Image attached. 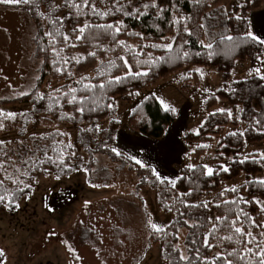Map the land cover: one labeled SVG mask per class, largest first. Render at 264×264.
<instances>
[{"label": "snow or ice", "instance_id": "1", "mask_svg": "<svg viewBox=\"0 0 264 264\" xmlns=\"http://www.w3.org/2000/svg\"><path fill=\"white\" fill-rule=\"evenodd\" d=\"M182 2L183 0H168L169 6L165 7L162 6V0H147V2L145 0H127V2L62 0L60 4H57L55 0H0V5L28 6L30 10L36 11V15L42 21H46L44 36L48 38V47L42 48L41 51L51 49L54 54L51 60L53 70L61 76H66L70 81L63 87L43 93L38 90L37 82L41 77L37 75L29 86V90L18 93L14 90L12 98L30 97L34 103L30 112L18 113L0 108V132H7L8 122L15 123L19 118L23 121L21 131L27 134V125L37 123L35 119H32V114L37 111L36 105L45 101L46 104H40V106L46 108V111L50 113L58 111L61 121H70L76 125V130L82 134L79 137L80 144L85 148L92 152L100 149L107 150L117 157L134 161L141 168H146L150 175L144 177V180H151L154 177L151 183L160 189L161 203L166 211L172 212L175 209L180 216H184L186 213L175 207L179 204L189 210V215L193 210L199 213L195 216L194 222L189 225L197 229L193 233L196 238L191 240L192 248L188 249L194 254L185 255L178 246L166 245L165 251L168 247L172 248V252H166L164 257L169 264H264V221H258L251 211L243 207V205L255 206L258 214L264 216V177L244 179L238 184L222 186L212 199H198L197 202H191L189 199L199 196L203 187L201 181L214 186L215 178L221 174H230L233 165L252 163L264 168V151L247 152L248 141L245 139L246 133L252 130L264 136V118H258L253 113L251 117L253 122L244 127V121L240 120L239 115L244 113V109L239 106L235 109L237 113L235 116L233 109L228 107H220L208 112L209 118L224 116L230 121L238 120L242 125L237 130L228 131L226 137L216 141L215 147L226 148L227 145L222 141L231 137L242 140L241 147L245 151L238 150L237 154L231 157H226L224 151H219L215 156L206 152L212 163L205 161L204 156L199 157L200 163H193L191 162L193 154L197 153L198 149L209 150L214 147L211 143H197L194 147L190 146L191 151L185 152V160L188 162L182 169L183 175L175 177L162 175L157 168L146 165L136 156L126 155L118 147L110 145L109 140L116 139L111 130L91 119L93 114L107 111L112 113L110 123H120L115 115L118 101L109 93L126 83L147 77L159 63L174 64L179 61L187 63L194 57H204L211 61L221 55L232 59L241 48H250L256 53V64L249 68L246 79L264 82V34L254 33L251 26L246 24L243 25L242 33L231 34L234 29L230 28L227 22L235 20L239 29L245 17L238 12H229L228 9L223 8L205 17V20L212 19L215 23L199 24V28L208 39L205 41L196 36V40L193 41L191 38L196 33L189 27L193 17L183 13L179 6ZM187 2L194 8L211 6L206 5L205 0H187ZM237 7L244 8L245 5L238 4ZM61 11H64L63 15H60ZM168 13H171L170 18L166 16ZM150 14L153 18L150 27L161 33V42L144 43L134 47L125 40L119 39L121 34H126L129 37H137L141 41L148 40L149 38L142 32L130 31L123 18L139 21L149 17ZM159 21H166L169 27L174 26L172 36L163 35ZM214 29L218 30L214 31ZM105 39L108 41L107 46L102 43ZM193 43H198L201 50L193 51L189 47ZM61 44L63 46L58 47ZM80 46H88L91 50L86 56L67 54V49H76ZM146 49L160 50L166 54L154 57L151 52H146ZM100 53L106 54L107 60L100 59ZM89 57L97 61L95 74L76 78L69 66L73 63L80 65ZM193 71L199 73L201 79L204 78L203 69L194 68ZM187 78L188 76L184 73L180 76L181 80ZM232 83L238 84L240 81L234 79ZM202 91L211 92L208 88H203ZM231 91L235 92L236 89L231 88ZM128 95L139 97L141 92L129 91ZM152 96L156 97V94L153 93ZM210 98L219 99L215 93H211ZM7 99L9 98L0 97V100ZM159 103L165 112H171L174 115L177 113V109L163 99H159ZM66 105L72 107L71 112L64 110ZM207 123V120L201 122L197 128L192 129V134L200 136ZM213 127L218 128L219 124ZM101 133H106V137H102ZM184 135L187 136L189 133L185 132ZM209 139L215 140V137L212 136ZM29 141L30 143H27L20 139L15 142V138H0V206L8 211L19 210V200L30 197L34 185L40 182L37 173L53 176L54 169V178L60 180L61 176L68 172L95 171L88 167L93 160L78 154L72 133L68 130L56 128L55 131L47 133L33 132L29 136ZM14 142L15 146H13ZM93 144L95 147H92ZM185 182L190 187L188 190L181 191L178 185ZM92 187H101V185L93 183ZM207 195L206 193L205 196ZM229 195L231 198H228ZM214 209H222L223 214H214ZM183 223L188 224V220H184ZM146 226L151 230L149 235L160 234L166 238L169 234L164 225L153 221L151 213L148 214ZM204 227L208 228L206 234L199 232V229ZM211 240L215 242H210ZM64 243L68 246V251L74 254L75 260L79 261L81 257L76 254V250L68 245L67 241ZM197 245H202L203 249L209 252L213 249H222V251L214 252L209 258ZM173 253H179L178 258ZM4 257L5 252L0 249V258Z\"/></svg>", "mask_w": 264, "mask_h": 264}, {"label": "rangeland", "instance_id": "2", "mask_svg": "<svg viewBox=\"0 0 264 264\" xmlns=\"http://www.w3.org/2000/svg\"><path fill=\"white\" fill-rule=\"evenodd\" d=\"M56 3L60 4L62 0H56ZM243 3L244 0H232L229 6L217 7L208 16L223 8L230 12L234 5ZM204 23L212 24L215 21L204 19ZM34 30L33 21L26 12L0 6V97H13L14 90L15 93L29 90L37 76L38 62L31 60ZM207 39L208 37L205 41ZM253 66L247 60L238 62L232 80L246 79L249 68ZM194 68L203 69L202 83L196 84L191 80L188 88H182L181 85H186L187 82L180 79L181 74L190 76L195 72ZM65 84L47 80L42 92L48 93ZM222 84L223 75L218 69L192 66L175 76L149 85L141 91L137 102L117 99L116 116L120 127L114 146L126 155L136 156L146 165L157 168L162 175L179 176L180 170L188 162L185 160V152L191 151L184 133H192V129L197 128L207 115L202 102L203 95L208 93L202 89L208 88L210 93H216L217 89L222 88ZM153 93L177 109L176 121L159 139L133 131L127 126L132 109L142 98ZM220 107L230 108V105L220 100L218 108ZM30 108L21 105L3 109L20 113ZM100 124L105 128L110 126L109 121ZM56 128L70 131L78 154L89 159L79 145L80 133L69 125L48 126L37 121L35 125L28 127V133L24 137L16 132H8L1 138H15V142L23 139L30 143L29 136L33 132L47 133ZM230 130L233 128L228 131ZM217 140L220 138L212 140L210 143L214 147L207 150L212 156L216 155ZM246 151H264V142L248 144ZM204 157L205 161L212 163L206 154ZM96 158L94 183L101 187H92L88 181V173L82 171L72 172L60 180L54 178V173L53 176L40 173L37 175L40 182L36 184L34 193L20 203L19 210L8 212L0 207V249L5 252V257L0 258V264H165L161 245L148 243L144 213H151L153 221L165 228L174 219V214L163 211L159 206L156 189L146 187L136 193L140 178L134 172L111 161L106 155L97 154ZM259 177L263 176H257ZM244 179L246 177L243 175L224 182L222 186L238 184ZM222 186L205 198L212 199ZM84 230L91 231L85 240ZM185 235L186 230H182L177 245L184 253ZM64 241L76 250V254L81 257L79 261L68 251Z\"/></svg>", "mask_w": 264, "mask_h": 264}, {"label": "trees", "instance_id": "3", "mask_svg": "<svg viewBox=\"0 0 264 264\" xmlns=\"http://www.w3.org/2000/svg\"><path fill=\"white\" fill-rule=\"evenodd\" d=\"M56 2V0H55ZM122 2H127V0H122ZM147 2V0H145ZM232 0H205L206 5H211L210 7L204 6L199 8H194L191 3H188L187 0H183L182 3H180V8L182 9L183 13L186 15H190L193 17L192 22L190 23L189 27L193 29V31L196 33L191 39L193 41L196 40V36L199 37L201 40H205L207 37L204 35V32L202 29L199 28L200 23H204V19L210 11L217 7L221 6H229L231 4ZM245 5L244 8H239L237 5H234L230 12H238L242 16L245 17V21L242 23L241 27L237 29V22L235 20L228 21V25L230 28L234 29V31L231 33L233 35H238L242 33L243 31V25H249L251 26L250 21V13L253 11H257L264 7V0H244ZM3 7H8L12 9L22 10L26 12L31 20L33 21L35 30L33 35V45L34 50L32 53L31 60L33 62H38V67L36 70L37 75L41 77L40 81L37 82L38 90L42 92L44 85H46L47 80L56 81V82H65L66 84L70 83V81L67 79L66 76H61L60 74L56 73L51 65V60L53 59V52L49 48L47 51H41L42 48L48 47V38L44 36L45 31V23L46 21H42L40 17L36 15V11L34 9L30 10L28 6L25 5H0ZM162 6L168 7L169 3L168 0H162ZM43 10V6H42ZM154 11V10H153ZM64 11L60 12V15H63ZM168 18H170L171 13L166 14ZM123 18V17H121ZM115 19V18H112ZM125 20V23L128 24L130 31H137L142 32L146 37H148V40L141 41L137 37H129L126 34H121L119 39L125 40L128 44L137 47L144 43H150V42H161L160 36L161 33L157 32L155 28L150 27V25L153 23L152 15L150 14L149 17L145 18L144 20H131L129 18H123ZM109 22H112V20H109ZM159 26L161 29H163V35L164 36H172L174 33V26L169 27L168 23L166 21H159ZM49 27H51L49 25ZM35 37V39H34ZM74 39V37H73ZM103 45L107 46L108 41L105 39L103 40ZM63 45H58V47H62ZM189 47L192 48L193 51L201 50L198 43L190 44ZM91 50L88 46H80L76 49H67L66 52L69 55H83L86 56L87 52ZM146 52H151L154 57H159L161 55H165L166 53L161 52L160 50L155 49H146ZM256 53L250 49V48H241L238 50V52L235 54V56L232 59H227L224 56H216L211 61L206 60L204 57H194L192 61H189L187 63L183 61L176 62L174 64H166V63H159L151 72L150 74L137 81H133L131 83H126L125 85L119 86L109 95H113L115 99H121L123 101L127 102H137L139 100V97L129 96V91H142L146 89L149 85L156 83L160 81L163 78L166 77H172L180 72H182L185 69H188L192 66H199L202 68H216L218 69L222 75H223V84H222V91H217L215 93V96L219 97V99L210 98L211 93L203 95V102L202 107L204 111L212 112L215 111L218 108V104L220 100L226 101L230 108L234 111V116L237 115L235 112V109L237 106L244 109L243 114L240 115V120L244 121L243 126L247 127L250 123H252V115L255 113L258 118H264V82L252 80L251 78L244 79V80H237L240 81L238 84L232 83V75L233 71L236 69V65L238 62L242 61H249L250 64L255 65ZM100 59L107 60V55L100 53L99 54ZM143 58V57H142ZM98 64L97 61L94 58L89 57L87 60L82 61L80 65L72 64L70 65V69L73 71L76 78H79L82 75H94L95 69L97 68ZM191 80H194L196 84H201L202 79L199 73L193 72L190 76H188L185 81L187 82L186 85L182 84V88H188L189 84L191 83ZM65 84V85H66ZM64 86V85H63ZM61 86V87H63ZM230 86V87H229ZM231 88H235L236 91L232 92ZM147 97V99H145ZM142 98L137 105L132 109L130 115L127 119V126L129 129L143 133L144 135H147L151 138L159 139L164 136L168 128L176 121L177 113L174 115L171 112H165L162 108V106L159 103V99L156 97H153L152 94L145 96ZM7 100H0V108L4 107H13V106H21V105H27L32 106L34 101L30 97H18V98H12L8 97ZM206 101V102H205ZM40 104H46L45 101L40 102ZM40 104L36 105L37 111L32 114V119H35L36 121H40V123L44 125H53V124H64L69 125L73 128H76V125H73L70 121H61L59 119V112H48L46 111V108L41 107ZM31 109V108H30ZM65 111L71 112L72 107L70 105L65 106ZM23 112H30V110L23 111ZM118 107L116 109L115 115H117ZM31 114V113H30ZM112 116V113L110 112H102L98 114H93L91 117L92 120L101 123L104 121H110ZM205 120L208 121V123L205 125V128L202 130L200 136H196L192 133H189V135L184 136L185 141L190 146H195L197 143H210L212 140L209 139V137L214 136L215 138H221L227 136V132L229 128H233V130H237L238 128L242 127L240 124V121L238 120H227L224 116H216L214 118H209L208 115H206ZM204 120V121H205ZM87 123V121H86ZM219 124L218 128H214L213 126ZM23 125V121L19 118L15 123L8 122V131L7 132H0V138L7 134L8 132H16L20 137H24L27 134L21 131V127ZM33 124H28L27 128L32 126ZM119 123H110V126L108 129L111 130V133L116 139L109 140V144L114 146L117 143L118 139V133H119ZM82 134H79V137ZM106 133H101L102 137H106ZM78 137L79 145L81 149L88 155V158L93 160L92 163L88 165L90 169H94L97 166V154H103L109 157V159L113 162L120 163L123 167L127 168L129 171L134 172L139 178V183L136 186V193H139L140 190L146 187H151L153 189H156L158 192V204L163 209V211L168 212L165 210L163 203H161L162 197L160 195V189L153 183H151V180H154V177L151 178V180H144V177H148L150 174L147 171L146 168H141L139 165H136L134 161H129L126 159H122L121 157L115 156L113 153L107 150L100 149L98 151L92 152L90 149L85 148L83 145L80 144V140ZM248 144H261L264 142V136L259 135L255 130L249 131L246 133V137ZM225 145H227L224 149H215L216 155L219 151H224L226 157H231L237 154V151H245L241 147V144L243 143L242 140H236L235 138L228 137L227 139H224L222 141ZM92 147H95V144L92 145ZM207 150L204 149H198L197 153L193 154L192 162L193 163H199L200 159L199 157L204 156L206 154ZM184 168V167H183ZM182 168V169H183ZM182 169L179 172V176L183 175ZM55 174V170H52ZM40 173H37L38 175ZM72 172H68L66 174H63V176L71 175ZM245 176L246 179L251 178H257V176H263L264 177V168H262L260 165L252 164V163H246L245 165H233L232 171L230 174H221V176H218L215 178V184L214 186H209V184H204L203 181H201L203 187L201 190V193L196 198H189L191 202H197L198 199H205V194H210L215 190H218L224 182L226 181H232L236 178H239L241 176ZM95 178V171L88 173V181L93 184ZM180 187L181 191L188 190L190 185L185 182L181 185H178ZM36 188V185H34V188L31 192L30 197L34 193ZM218 193V192H217ZM216 193V194H217ZM244 195H247V193H242ZM216 196V195H215ZM29 198L25 197L19 200V203H21L24 199ZM228 198H231V195H229ZM166 203H170V201H165ZM4 208L3 206H0ZM176 208H180L181 211H184L186 214L184 216H180L178 212L175 211V209L171 212L174 214V219L172 222L165 228L167 233L166 238H164L160 234H153L149 235V232L151 231L146 226V221L148 219V213L145 212V229L148 234V243L150 245H157L160 244L162 247V257L165 262V264H169V261L166 260L165 254L166 252H172V248L168 247L165 251L166 245H178L180 238L179 235L182 230H186L185 240H184V248H185V254L186 255H193L194 253L189 252L188 249L192 248L191 240L196 238L193 236V233L197 231V229L189 227L190 224L194 222V218L197 213L196 211H191V214L189 215V210H186L183 208L182 205L177 204L175 206ZM247 210L251 211L252 215L257 217L258 221H264V216H260L258 214V210L255 209V206H248L243 205ZM5 209V208H4ZM8 211L7 209H5ZM14 211H8V212H16ZM214 214L216 215H222L223 210H216L214 209ZM184 220H188V224L183 223ZM208 231L207 227L200 228L199 232L202 234H206ZM85 235L83 236V239L85 240L87 237H89V234L91 233L90 230H84L83 232ZM210 242H215L214 240H211ZM201 247L202 253L207 255L209 258L213 255L214 252L222 251V249H213L211 252L203 249L202 245H197ZM174 256L178 258L179 253H173Z\"/></svg>", "mask_w": 264, "mask_h": 264}, {"label": "crops", "instance_id": "4", "mask_svg": "<svg viewBox=\"0 0 264 264\" xmlns=\"http://www.w3.org/2000/svg\"><path fill=\"white\" fill-rule=\"evenodd\" d=\"M251 28L254 33L264 34V7L250 13Z\"/></svg>", "mask_w": 264, "mask_h": 264}]
</instances>
